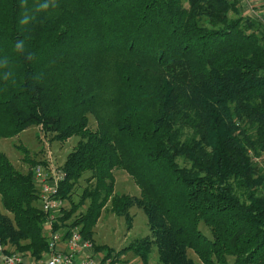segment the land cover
<instances>
[{"label": "trees", "instance_id": "1", "mask_svg": "<svg viewBox=\"0 0 264 264\" xmlns=\"http://www.w3.org/2000/svg\"><path fill=\"white\" fill-rule=\"evenodd\" d=\"M32 125L78 138L54 231L93 243L107 206L128 228L136 207L150 234L125 252L142 264L153 248L157 264H264V25L239 0H0V140ZM25 161L0 152V241L35 262L48 233ZM114 170L138 197L114 192Z\"/></svg>", "mask_w": 264, "mask_h": 264}, {"label": "rangeland", "instance_id": "2", "mask_svg": "<svg viewBox=\"0 0 264 264\" xmlns=\"http://www.w3.org/2000/svg\"><path fill=\"white\" fill-rule=\"evenodd\" d=\"M89 129H96V122L92 116H88ZM52 136L44 133L40 127L32 125L25 129L17 137L11 139L0 140V152L6 156L10 164L19 172L25 174L29 167L25 158L34 161L35 166H52L56 171L62 172V165L66 156L72 151L76 143L77 137H72L68 141L60 143L53 141ZM263 167L264 157L262 161L257 162ZM34 166V167H35ZM32 167L31 170L34 168ZM113 176L115 179L114 192L118 195H128L131 197L139 196V189L136 187L132 179L121 170H114ZM88 174H85L73 189L72 201L77 203L86 182L85 179ZM63 209H69V203L63 201ZM88 203L85 204V206ZM85 206L79 211H84ZM1 212L8 215L2 208ZM132 217V225L127 227L126 221L123 217H117L109 211V206L101 214L96 226L93 229V245L98 247H106L102 252L96 251L101 257L103 262L108 264H142L140 259L132 252H125L126 248L133 244L135 241L149 236V229L147 219L144 213L133 207L129 210ZM61 216V212L57 214ZM58 219V218H57ZM74 228H65L60 226L59 230L65 231ZM79 229V228H78ZM200 231L208 238L211 237L210 232L203 224L199 225ZM58 230V231H59ZM67 238V237H66ZM121 252V253H120ZM109 253V255H107ZM187 255L192 259L195 264H201L192 251H188ZM148 264H157L156 249L153 248L152 253L148 258Z\"/></svg>", "mask_w": 264, "mask_h": 264}, {"label": "built area", "instance_id": "3", "mask_svg": "<svg viewBox=\"0 0 264 264\" xmlns=\"http://www.w3.org/2000/svg\"><path fill=\"white\" fill-rule=\"evenodd\" d=\"M33 180L38 196V205L46 215L44 228L47 235V253L39 261H29L9 249L0 241V264H108L94 251L93 243L85 239L78 228L70 230L66 239L63 233L53 230L57 222V214L63 209V200L58 198L59 182L63 172H56L52 166L37 165L32 170ZM64 243L66 249L59 247Z\"/></svg>", "mask_w": 264, "mask_h": 264}, {"label": "crops", "instance_id": "4", "mask_svg": "<svg viewBox=\"0 0 264 264\" xmlns=\"http://www.w3.org/2000/svg\"><path fill=\"white\" fill-rule=\"evenodd\" d=\"M239 3L242 15L264 25V0H239ZM59 232L65 233V231L61 230ZM59 248L64 250L66 246L62 243Z\"/></svg>", "mask_w": 264, "mask_h": 264}]
</instances>
